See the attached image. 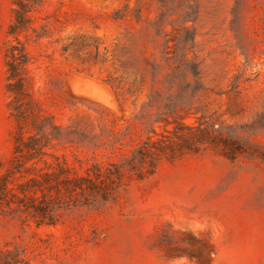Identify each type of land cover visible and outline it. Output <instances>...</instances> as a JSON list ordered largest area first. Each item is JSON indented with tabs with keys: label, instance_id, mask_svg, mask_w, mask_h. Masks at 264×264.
I'll use <instances>...</instances> for the list:
<instances>
[{
	"label": "rangeland",
	"instance_id": "rangeland-1",
	"mask_svg": "<svg viewBox=\"0 0 264 264\" xmlns=\"http://www.w3.org/2000/svg\"><path fill=\"white\" fill-rule=\"evenodd\" d=\"M235 1L47 0L32 11L18 41L43 113L93 135L130 123L128 147L149 131L136 117L150 91V64H165V33H194L188 58L199 64L202 87L181 114L220 131L226 144L163 155L153 175L125 178L103 203L65 190L22 192L58 164L67 171L59 181L75 179L95 158L117 161L119 152L68 144L50 150L59 160L15 171L19 129L7 66L18 42L9 34L15 5L0 0V186L7 180L0 264H264V0H241L232 23ZM155 128L164 132L163 124ZM44 200L47 215L38 210Z\"/></svg>",
	"mask_w": 264,
	"mask_h": 264
},
{
	"label": "trees",
	"instance_id": "trees-1",
	"mask_svg": "<svg viewBox=\"0 0 264 264\" xmlns=\"http://www.w3.org/2000/svg\"><path fill=\"white\" fill-rule=\"evenodd\" d=\"M46 1L14 0V19L9 34L18 41V36L30 29L32 11L37 6L44 5ZM163 7L165 5H162ZM240 8L241 0H236L232 11V23L236 22ZM165 15L166 12L162 11L159 22ZM173 35L170 37L167 32L164 35L165 48L162 54L165 64L160 65L155 62L150 64V91L136 117L149 128L147 137L131 147L123 143L130 135L133 126L130 123L125 131L110 130L106 127L100 135H93L92 132L82 131L77 127L60 125L55 117L44 114L42 102L36 98V92L41 88L37 91L33 79L27 77L26 69L30 61L24 45L18 41L17 45L9 48L7 66L10 108L18 121L19 129L15 149V171L21 173L25 169L31 173L34 170L26 169V166L29 163L41 161L47 156L59 160L50 150L65 147L68 144L85 143L94 150L109 145L113 153L119 152L117 161L105 163L95 158V162L87 170L86 175L75 179L59 181L61 180L59 176H64L67 171L62 163L58 164L56 173H44L41 175V180L31 179L21 189L23 193L38 190L43 192L47 189L56 192L65 190L74 197H84L87 202H90L92 197L97 202L107 203L116 188L121 187L125 178L144 180L153 175L163 155L174 158L184 153L198 152L208 144L213 146H219L222 142L226 144L220 131H216L218 136H215L204 124L195 126L186 123L188 113L181 114V111H185L190 96H194L202 87L201 72L199 64L188 58V47L194 42V33L185 27L184 35L179 33H173ZM36 36L39 41L44 35L37 33ZM172 48L175 50L172 51ZM179 51L180 55H178ZM144 82H141L142 89ZM153 109L157 110L156 114ZM160 124H163L164 132L156 130L155 126ZM6 181V179L3 180L0 186L3 192H5ZM43 199H46L45 194ZM43 204L46 205V200L42 201V206L38 210L47 215Z\"/></svg>",
	"mask_w": 264,
	"mask_h": 264
}]
</instances>
